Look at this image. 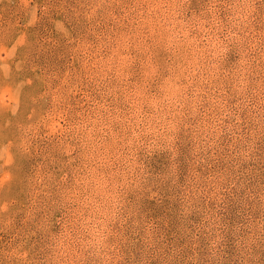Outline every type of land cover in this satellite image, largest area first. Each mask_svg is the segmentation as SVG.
<instances>
[{
  "label": "rangeland",
  "instance_id": "1",
  "mask_svg": "<svg viewBox=\"0 0 264 264\" xmlns=\"http://www.w3.org/2000/svg\"><path fill=\"white\" fill-rule=\"evenodd\" d=\"M0 264H264V0H0Z\"/></svg>",
  "mask_w": 264,
  "mask_h": 264
}]
</instances>
